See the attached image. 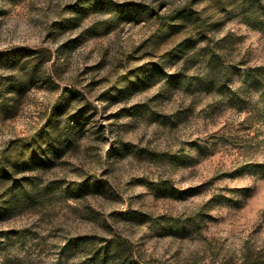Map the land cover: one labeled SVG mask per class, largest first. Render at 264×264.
<instances>
[{"label":"rangeland","instance_id":"374dc122","mask_svg":"<svg viewBox=\"0 0 264 264\" xmlns=\"http://www.w3.org/2000/svg\"><path fill=\"white\" fill-rule=\"evenodd\" d=\"M256 1L0 0V264L264 258Z\"/></svg>","mask_w":264,"mask_h":264},{"label":"trees","instance_id":"16d2710c","mask_svg":"<svg viewBox=\"0 0 264 264\" xmlns=\"http://www.w3.org/2000/svg\"><path fill=\"white\" fill-rule=\"evenodd\" d=\"M215 2L220 12L225 13L226 15H231L233 13H238L241 15L242 19L247 23L255 24V26L261 24L260 18L257 16V1L256 0H211ZM174 27H184L189 26V24L197 21L196 15L190 11V9L178 11L170 18H167ZM179 28V29H180ZM216 69V74L214 78H210L207 80L206 84L208 87L215 88L217 84H221L222 87H225L227 83H229L232 79L233 74L229 73V70L224 67L222 63H219ZM254 72H257V80L260 85L262 96L264 97V72L263 70L257 68ZM253 73V71L251 72ZM251 73L247 71V75L249 76ZM34 84V76L28 75L20 84V90H26ZM19 88L17 91H19ZM1 95V94H0ZM125 243L123 240H117V243L112 246L115 255L119 257V259H126L121 256L120 249L122 244ZM126 247L128 248L127 244ZM251 264H264V258L260 257L258 260H253ZM242 264H250L246 258L243 260Z\"/></svg>","mask_w":264,"mask_h":264}]
</instances>
